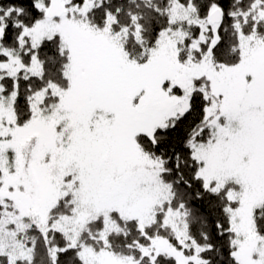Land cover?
Instances as JSON below:
<instances>
[{
    "label": "snow or ice",
    "instance_id": "obj_1",
    "mask_svg": "<svg viewBox=\"0 0 264 264\" xmlns=\"http://www.w3.org/2000/svg\"><path fill=\"white\" fill-rule=\"evenodd\" d=\"M0 264H264V0H0Z\"/></svg>",
    "mask_w": 264,
    "mask_h": 264
}]
</instances>
